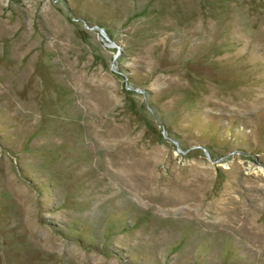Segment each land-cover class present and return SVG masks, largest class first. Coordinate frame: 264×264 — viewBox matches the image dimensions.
<instances>
[{
	"label": "rangeland",
	"instance_id": "rangeland-1",
	"mask_svg": "<svg viewBox=\"0 0 264 264\" xmlns=\"http://www.w3.org/2000/svg\"><path fill=\"white\" fill-rule=\"evenodd\" d=\"M0 264H264V0H0Z\"/></svg>",
	"mask_w": 264,
	"mask_h": 264
},
{
	"label": "water",
	"instance_id": "water-1",
	"mask_svg": "<svg viewBox=\"0 0 264 264\" xmlns=\"http://www.w3.org/2000/svg\"><path fill=\"white\" fill-rule=\"evenodd\" d=\"M95 28H97L103 35H105V37L107 38V35L105 34L103 28L101 26L98 25H94ZM113 44V43H112Z\"/></svg>",
	"mask_w": 264,
	"mask_h": 264
}]
</instances>
